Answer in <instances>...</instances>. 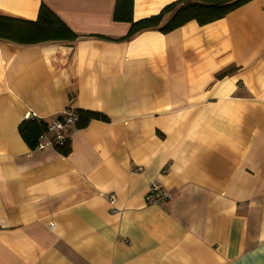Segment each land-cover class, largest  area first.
<instances>
[{
	"label": "crops",
	"instance_id": "crops-1",
	"mask_svg": "<svg viewBox=\"0 0 264 264\" xmlns=\"http://www.w3.org/2000/svg\"><path fill=\"white\" fill-rule=\"evenodd\" d=\"M176 1L132 0L131 19ZM115 3L0 0L78 37L0 39V264H264V0L126 41ZM64 111L106 121L66 128L65 156L30 149L21 122ZM150 182L170 198L150 205Z\"/></svg>",
	"mask_w": 264,
	"mask_h": 264
},
{
	"label": "trees",
	"instance_id": "trees-1",
	"mask_svg": "<svg viewBox=\"0 0 264 264\" xmlns=\"http://www.w3.org/2000/svg\"><path fill=\"white\" fill-rule=\"evenodd\" d=\"M251 0H178L164 7L162 11L153 17L133 22L132 0H116L113 11L115 22H128L130 28L122 38L126 41L133 38L143 30H158L167 34L182 27L190 21L198 25H206L224 18L232 11L240 8ZM171 14L166 24L161 26L164 16ZM77 36L45 5H41L35 21H25L0 16V39L10 41L18 45H35L43 42H72ZM231 70L222 72L217 78L229 75ZM77 122L73 125L77 129L87 126L90 121H106V118L86 111H74ZM19 134L30 149H36L39 137L47 131V123L36 117L24 119L18 128ZM62 155L70 151L69 141L66 139L60 146H54Z\"/></svg>",
	"mask_w": 264,
	"mask_h": 264
},
{
	"label": "built area",
	"instance_id": "built-area-1",
	"mask_svg": "<svg viewBox=\"0 0 264 264\" xmlns=\"http://www.w3.org/2000/svg\"><path fill=\"white\" fill-rule=\"evenodd\" d=\"M32 116L26 117V119L31 118ZM77 122V115L71 111H64L59 116L47 123V131L43 133L38 140L37 148L42 150L45 147H54L60 146L66 137L63 134V131L66 128L72 127ZM134 171H140V168L135 169ZM133 171V172H134ZM170 198V194L161 189L158 183L150 182L147 193L145 195V200L150 205H161ZM108 201L111 205L114 204V197L110 195ZM111 212H116L115 209H111Z\"/></svg>",
	"mask_w": 264,
	"mask_h": 264
}]
</instances>
